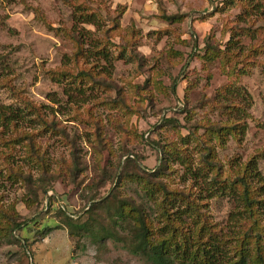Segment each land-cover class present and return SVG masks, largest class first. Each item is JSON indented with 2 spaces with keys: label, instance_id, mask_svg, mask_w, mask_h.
Instances as JSON below:
<instances>
[{
  "label": "rangeland",
  "instance_id": "374dc122",
  "mask_svg": "<svg viewBox=\"0 0 264 264\" xmlns=\"http://www.w3.org/2000/svg\"><path fill=\"white\" fill-rule=\"evenodd\" d=\"M75 1L78 0H0V107L19 113L7 130L0 126V135L30 134L44 153L46 174L56 176L49 188L41 189L43 176L27 158L23 147L27 141L8 148L0 141V154H9L10 167L21 171L22 176H31L27 188L21 176L16 180L7 178L0 163V206H11L16 215L14 223L27 221L21 230L0 236V264H142L112 240L99 247L87 238L69 235L59 211L81 223L86 219L84 210L88 205L103 199L111 188L117 196L141 203L152 227L161 225L159 210L152 203L161 198L159 192L153 191L149 201L137 183L123 179L115 187L111 178L114 166L123 163L125 152L133 154L141 168L154 171L159 155L151 141L174 142L188 156V169L193 172L199 168V150L187 138L185 114L176 112L183 103L191 122L225 121L226 116L211 104L218 95L237 106L235 117L241 119L242 130L237 139L227 137L223 146L213 148L215 162L224 175L230 162L241 166L254 157L255 170L264 183V63L250 65L243 74L230 79L221 69L220 56L203 57L207 44L218 50L225 47L230 36L228 28L235 22L264 28L262 0H89V7L99 14L90 18L79 17L81 12L92 11L77 10ZM242 4H249L250 9L245 11ZM162 16L181 20L170 22ZM72 30L83 34V56L79 59L85 62L82 66H91L93 73L99 74L97 79L119 89L118 97L126 99L134 110L140 109L138 114H126L119 105L107 103L114 98L113 90L107 87H90L69 77L58 81L49 77V70L58 69L75 75V47L66 35ZM130 33L131 49L119 53L116 46L124 44L120 36ZM105 37L109 42L105 46L108 62L99 56H88L91 44L103 45ZM255 43L261 48L252 54L254 61L264 62V29L242 37L238 45L247 53ZM102 45L96 49H102ZM145 79L151 80L153 103L143 100L138 107L140 100L130 87ZM23 101L36 106L42 118L53 119L57 130L63 129L68 138L75 139L83 169L74 180L62 163L69 160V145L43 129ZM163 118H173L177 125H162ZM97 128L106 145L93 150ZM201 133L199 129L197 134ZM169 166L168 175L156 179L169 191L190 190V199L200 204V212L223 239L224 250L229 248L239 223L233 214L234 201L206 190L209 169L191 176L182 157H174ZM33 189L35 195L31 193ZM91 196L95 199L87 203ZM172 206L177 211L184 202L174 200ZM43 228L48 230L43 233ZM262 246L264 251V235ZM225 254L234 260L231 251Z\"/></svg>",
  "mask_w": 264,
  "mask_h": 264
},
{
  "label": "trees",
  "instance_id": "16d2710c",
  "mask_svg": "<svg viewBox=\"0 0 264 264\" xmlns=\"http://www.w3.org/2000/svg\"><path fill=\"white\" fill-rule=\"evenodd\" d=\"M250 1L252 0H248V2ZM262 1L264 2V0ZM88 2L89 0L74 2L77 10L83 8L84 10L89 9L92 11H88V13L81 12L78 14L79 17L90 18L95 17V15L99 16L96 9L89 7ZM242 8L248 11L250 6L249 4H242ZM162 19L170 20V22L181 20L180 17L170 18L164 16H162ZM261 29L264 28L262 26L252 28L251 24L240 25L235 22L228 28L230 36L225 47L222 50H218L216 47L207 44L205 45L203 57L215 58L220 56L221 69L227 78H236L238 74L244 73L246 67L264 63L254 61V56L252 55L258 52L261 46H257L255 43L251 45L247 53H243L238 45L242 37L249 35L251 32L258 33ZM66 35L75 47V51L72 54L73 66L77 69L75 75H72L71 72L65 69H58L49 70L47 72L49 77L56 81L69 77L79 84L85 82L90 87H107L113 90L114 94L111 103H107L115 107L119 105L126 114H138L140 109L134 110L126 99L118 97L119 89H116L110 83L105 84L104 81L97 79L99 74H94L91 66L87 67L84 65V67L82 63L85 64V62H79V59L83 56V34L72 30L71 33H66ZM128 35L120 36L124 44L116 46L119 53L131 49L132 33ZM103 41L105 42L103 45L96 42L95 44H91L88 52L90 55L88 54V56H99L108 62L105 47L109 44L108 38L105 37ZM101 45L103 48L97 50L96 46ZM239 64L242 66L237 69ZM229 81L231 82L232 80ZM150 82V79H145L140 85L137 84L130 87L131 92H134V95L140 100L138 107L141 106L143 100H147V104L153 103L151 101ZM226 95L227 90L225 88L224 97ZM217 97H213L211 104L214 103V106H217L220 113L226 116L225 121L219 123H210L202 120L191 122L188 119L189 111L184 107V103L180 107L181 109L177 108L176 111H182L185 114L186 128L188 129L187 138H191L198 147L200 165L197 170L191 172V169H188L190 166L186 165L185 162L188 156L183 153L181 147H178L172 141H164L162 144L150 142L153 147H156L157 155H159L157 165L152 172L136 164L132 158L133 154L129 152L123 154L125 158L121 165L117 163L114 166L111 180L112 182L115 180V187L121 185L123 179L135 182L141 186L144 195L149 201L151 200L153 191L159 192L161 198L159 201L152 200V203L154 202L153 204L159 210L158 216L161 218V225H158L157 228L152 227L151 222L145 217L144 208L141 203H135L128 198L119 197L117 196V192H114L110 188L107 196L99 201L91 202L95 199V196L88 197L87 203H91L87 208L85 207L86 209L84 208L86 219L81 223L77 219H71L63 211H59L64 225L68 228L69 235L87 238L91 243L99 247H103L105 242L112 240L118 243L120 248L137 257L142 264H264L262 246V235H264V222L262 221V216H264V183L261 182V178L255 170L256 162L254 157L241 166L230 162L227 173L222 175L220 172L218 168L219 164L214 159L213 148L215 146H223L227 137L237 139L243 124L240 123V118L235 117L238 110L237 106L228 104L224 99H221V95ZM23 104L35 115L37 122L43 129L57 134L63 143L69 145V160L62 163L66 166L71 180H74L77 172L83 169V167L80 168V161L75 148V139L68 138L63 129L57 130L53 119L46 120L42 118L36 106L27 101H23ZM18 116L19 113L15 112V110L0 107V126L4 130H7L11 123L17 120ZM77 116H80V114H77ZM161 124L177 125V122L173 118H163ZM120 129H122V132L127 131L125 128ZM199 129L202 130L201 134H197ZM11 131L14 132V130ZM25 140L27 141L25 146H23L25 153L28 160L36 164L42 173L43 178L40 181L41 185L39 187L45 190V188L50 187V182L56 176L46 174L48 170L44 162V153H41L39 146L33 143L30 134L22 132L15 136L4 133L0 135V141H2V145L6 148ZM92 140L94 142L91 145L93 150L94 148L101 149L106 145V142L101 139V132H99L98 128ZM95 144L96 147H94ZM8 155L7 153L0 154V163L5 170L7 178L16 180L21 176V183L29 188L31 176L29 173L26 176H22L21 171L10 167L7 162ZM127 155L131 157L128 158ZM174 157L183 158L185 168L191 176L194 175L195 177L199 175V172L201 174V169L203 168L209 169L211 176L209 177L208 188L206 190L215 196L224 195L234 201L235 211L233 214L236 216V223H239L237 224L238 229L235 230V236L232 239L234 244H231L226 250L223 248V239L219 232L212 228L211 224L207 222L205 215L200 212V204L194 202V199H190V190L173 189L169 191L160 182L159 179L161 177L168 175L169 164ZM71 167H73V170H69ZM31 193L35 195V189L31 190ZM174 200H182L184 207L177 211L174 210V206H172ZM15 217L16 215L12 211L11 206L7 209H3L0 206V236H6V233L10 234L12 230H21V227L26 225L27 221L14 223ZM106 219L109 220L108 224L105 221ZM116 228H118V231H115ZM47 230L48 228H43L42 232L45 233ZM38 234L40 236L44 235L42 233ZM23 244L25 242L22 240ZM228 250L234 255V260H232L233 258H226L225 253Z\"/></svg>",
  "mask_w": 264,
  "mask_h": 264
}]
</instances>
